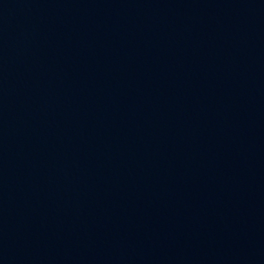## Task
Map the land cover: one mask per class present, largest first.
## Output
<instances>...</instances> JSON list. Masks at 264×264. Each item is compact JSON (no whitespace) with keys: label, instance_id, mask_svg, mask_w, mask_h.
<instances>
[{"label":"water","instance_id":"obj_1","mask_svg":"<svg viewBox=\"0 0 264 264\" xmlns=\"http://www.w3.org/2000/svg\"><path fill=\"white\" fill-rule=\"evenodd\" d=\"M0 264H264V0H0Z\"/></svg>","mask_w":264,"mask_h":264}]
</instances>
